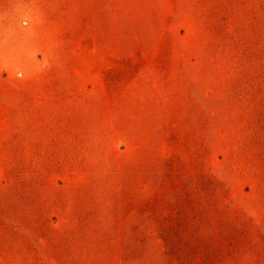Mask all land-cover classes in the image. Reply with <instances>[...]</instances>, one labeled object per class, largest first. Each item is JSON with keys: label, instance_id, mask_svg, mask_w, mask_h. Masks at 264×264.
I'll return each mask as SVG.
<instances>
[{"label": "rangeland", "instance_id": "obj_1", "mask_svg": "<svg viewBox=\"0 0 264 264\" xmlns=\"http://www.w3.org/2000/svg\"><path fill=\"white\" fill-rule=\"evenodd\" d=\"M0 264H264V0H0Z\"/></svg>", "mask_w": 264, "mask_h": 264}]
</instances>
